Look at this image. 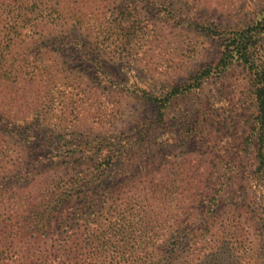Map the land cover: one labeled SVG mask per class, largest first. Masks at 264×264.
<instances>
[{"label": "rangeland", "instance_id": "obj_1", "mask_svg": "<svg viewBox=\"0 0 264 264\" xmlns=\"http://www.w3.org/2000/svg\"><path fill=\"white\" fill-rule=\"evenodd\" d=\"M263 12L264 0H0V264L71 250L97 224L115 242L116 219L128 244L163 212L157 260L171 231L175 264H264L250 76L213 69L222 39Z\"/></svg>", "mask_w": 264, "mask_h": 264}, {"label": "trees", "instance_id": "obj_2", "mask_svg": "<svg viewBox=\"0 0 264 264\" xmlns=\"http://www.w3.org/2000/svg\"><path fill=\"white\" fill-rule=\"evenodd\" d=\"M219 60L215 64V71H224L236 62L241 64L248 72L251 81L250 94L254 100L256 107V116L254 124L250 126V134L248 139L255 137V152L253 153V160L255 165V174L260 182L262 194L264 197V12L261 19L251 25H245L240 29L232 31L226 39H222L219 51ZM212 68L203 70V74L193 82V85H189L185 88H172L166 96L163 98H156L153 101L155 106L164 109L167 103L184 93L185 91L198 89L201 86V82L206 80L210 75ZM253 123V122H252ZM254 136V137H253ZM105 157H107L105 155ZM155 189L159 188V185H153ZM172 188H169L171 190ZM223 188L217 190L213 196L214 190L209 192L207 190L206 198L208 200L207 206L210 208L217 207L220 201L218 199L221 196ZM211 193V194H209ZM58 201V200H57ZM264 202V198H263ZM174 202L164 201L161 203L163 210H167L168 207ZM212 203V204H211ZM52 210V207H50ZM153 213V212H152ZM148 218H145L146 229L142 235L130 238L128 244L123 243L124 238L122 236L128 235L130 229L129 223L124 225L122 219H116L113 223V232L115 242L114 245L110 242V237L101 232V224H97V230L95 227L91 229V233L86 230L82 233L85 239L89 241L85 244L74 245L71 250L65 248L63 244L53 246V249L43 251V257L33 258L29 262L22 264H175L176 256V244L170 245V239L175 237L176 232H165L164 235L168 237L164 240L168 245L162 247L166 254L164 259H158L156 251L159 250L156 245L157 242H162L161 235L153 232L152 224H155L163 220L159 214H147ZM167 220V219H166ZM164 219V222H166ZM259 223L264 229V205L259 210ZM137 222H131V228H134ZM95 226V225H94ZM87 235V236H86ZM81 236V237H82ZM158 236V237H157ZM264 239V232H262ZM39 236L35 237V240H39ZM47 254V255H46Z\"/></svg>", "mask_w": 264, "mask_h": 264}]
</instances>
